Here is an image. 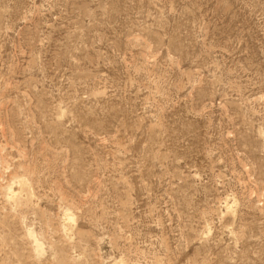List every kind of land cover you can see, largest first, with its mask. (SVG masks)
<instances>
[{"label": "rangeland", "instance_id": "374dc122", "mask_svg": "<svg viewBox=\"0 0 264 264\" xmlns=\"http://www.w3.org/2000/svg\"><path fill=\"white\" fill-rule=\"evenodd\" d=\"M119 260L264 264V0H0V264Z\"/></svg>", "mask_w": 264, "mask_h": 264}, {"label": "bare ground", "instance_id": "6f19581e", "mask_svg": "<svg viewBox=\"0 0 264 264\" xmlns=\"http://www.w3.org/2000/svg\"><path fill=\"white\" fill-rule=\"evenodd\" d=\"M9 189H10V191L14 194V190H13V188L10 187ZM14 195H16V194H14ZM227 208H228V210L230 211V208H231V207H230L229 205L227 206ZM113 264H124V263H123V261L119 260V261H115Z\"/></svg>", "mask_w": 264, "mask_h": 264}]
</instances>
